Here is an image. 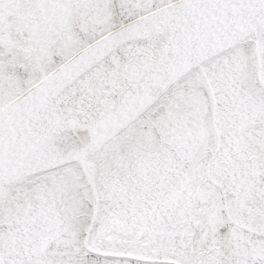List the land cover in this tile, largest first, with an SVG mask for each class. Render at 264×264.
<instances>
[{
	"label": "snow or ice",
	"instance_id": "6c2138e0",
	"mask_svg": "<svg viewBox=\"0 0 264 264\" xmlns=\"http://www.w3.org/2000/svg\"><path fill=\"white\" fill-rule=\"evenodd\" d=\"M0 264H264V0H0Z\"/></svg>",
	"mask_w": 264,
	"mask_h": 264
}]
</instances>
